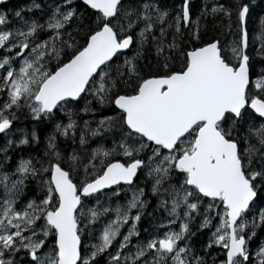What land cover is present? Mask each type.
Masks as SVG:
<instances>
[{
    "label": "snow or ice",
    "instance_id": "obj_1",
    "mask_svg": "<svg viewBox=\"0 0 264 264\" xmlns=\"http://www.w3.org/2000/svg\"><path fill=\"white\" fill-rule=\"evenodd\" d=\"M254 3L203 0L195 16L192 0L0 11V264H264V239L251 246L264 229V9L250 40ZM97 108L111 114L97 119ZM23 121L30 132L14 128ZM161 210L141 238L142 218Z\"/></svg>",
    "mask_w": 264,
    "mask_h": 264
},
{
    "label": "trees",
    "instance_id": "obj_2",
    "mask_svg": "<svg viewBox=\"0 0 264 264\" xmlns=\"http://www.w3.org/2000/svg\"><path fill=\"white\" fill-rule=\"evenodd\" d=\"M28 0H4L3 3H0V11H7L8 9H14L17 5H21L26 3ZM38 2H41V0H37ZM173 2L175 3H179V0H166V3H168L169 5H171ZM213 2V0H208L209 6L211 5V3ZM216 2H224V0H216ZM203 0H197L195 2L192 3V7H193V15H198L199 12V8L202 6ZM262 9H264V0H255V3L253 5V12H252V18L249 20L248 22V30H249V37L250 40L254 37V35L258 32V28H259V16L262 13ZM219 31V29H216V31H213V25L211 23H209L208 27H207V36H214L216 35V33ZM204 30L202 28L201 30V34H203ZM207 38V37H205ZM194 43V42H193ZM258 47V44H253L250 49L249 52L251 53H255V49ZM129 55H131V53H128ZM145 55L147 56L148 54L145 53ZM93 107H96L95 104H93ZM111 114L110 109L108 108H97V111L95 113V117L98 119L103 115H109ZM85 119L89 118V117H84ZM32 123L28 122V121H23V122H16L14 124V127H26L28 129V131L30 132L32 129ZM93 127L95 126V124L92 125ZM51 130V125L47 124V123H42L39 124L36 127V131L38 136L43 139V136L49 132ZM18 135V134H16ZM15 138V136L13 137ZM5 143L4 140L1 138L0 135V144ZM90 143L92 144L93 147L96 146V142L95 140L90 141ZM29 149H25L24 151H28ZM20 150L18 149L17 152H19ZM13 158H16V153H13ZM145 180H142L143 182L140 183L139 187H144L145 189H148L149 187V183L147 182V178L144 177ZM147 192V191H146ZM145 199H147L148 201L150 200V202L152 203L151 205V211L152 212L154 207V202H156V199L154 196H152L149 192L145 193ZM163 211L161 210V214L159 213H155V216L159 219L160 217H163ZM148 218L147 215H145L144 218L142 219H146ZM147 228V227H144ZM143 231V230H142ZM206 236H207V232L205 231V233L201 236L198 235L197 237H194V241L197 243V245L199 246L200 243H206ZM264 239V229L260 230L257 234L256 237L253 238V241L251 242V246L252 247H256L260 240ZM210 253H218L219 249L217 247H213L210 250ZM254 254V253H253ZM209 264H211V262H209Z\"/></svg>",
    "mask_w": 264,
    "mask_h": 264
},
{
    "label": "flooded vegetation",
    "instance_id": "obj_3",
    "mask_svg": "<svg viewBox=\"0 0 264 264\" xmlns=\"http://www.w3.org/2000/svg\"><path fill=\"white\" fill-rule=\"evenodd\" d=\"M144 177H145L144 173H139V174H138V176L135 178V181H136V185H137V186H140V183L143 182L142 180H145ZM147 182L149 183V187H148V189H145L144 187H143V188L145 189V193H148V192L150 193V191H149V189H150V181L147 180ZM146 191H147V192H146ZM130 195H131V193H130V192H127V190H125V191H122V192H121L120 196H119L117 199H119V200L123 203L124 200H125V197H126V196L130 197ZM144 198H145V197H144ZM155 199H156V198H155ZM151 204H152V203H151L150 200H149V203H148V207H147L146 212L151 211V208H152V206H153V205H151ZM153 204H154V207H155L156 202H154ZM160 214H161V211H160ZM160 222H161V219L159 220V219L155 216V213H154L153 217H148V218H146V219H142V220L140 221V223H139V228L141 229V238H144V236L146 235V234L144 233V231H142L143 229H145L144 227H147V229H149V231H152V230H153V227H154V224H156V223H160ZM161 231H163V230H161Z\"/></svg>",
    "mask_w": 264,
    "mask_h": 264
},
{
    "label": "rangeland",
    "instance_id": "obj_4",
    "mask_svg": "<svg viewBox=\"0 0 264 264\" xmlns=\"http://www.w3.org/2000/svg\"><path fill=\"white\" fill-rule=\"evenodd\" d=\"M38 2V1H37ZM26 3H31V0H28ZM26 3H24V4H26ZM39 3V2H38ZM36 15H38V13H35ZM66 122V121H65ZM15 128V127H14ZM16 134H18L19 135V133H16ZM1 135V138L4 140V137H3V135L2 134H0ZM4 142H5V140H4ZM151 194V193H150ZM162 220V217H160L159 218V220ZM253 259L255 260L256 259V256H255V253L253 254Z\"/></svg>",
    "mask_w": 264,
    "mask_h": 264
},
{
    "label": "water",
    "instance_id": "obj_5",
    "mask_svg": "<svg viewBox=\"0 0 264 264\" xmlns=\"http://www.w3.org/2000/svg\"><path fill=\"white\" fill-rule=\"evenodd\" d=\"M195 1H197V0H192V3L195 2ZM134 180H135V178H134Z\"/></svg>",
    "mask_w": 264,
    "mask_h": 264
}]
</instances>
